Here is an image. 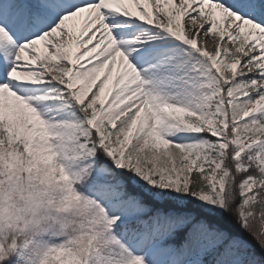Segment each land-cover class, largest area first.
<instances>
[{
    "label": "snow or ice",
    "instance_id": "1",
    "mask_svg": "<svg viewBox=\"0 0 264 264\" xmlns=\"http://www.w3.org/2000/svg\"><path fill=\"white\" fill-rule=\"evenodd\" d=\"M0 264H264V0H0Z\"/></svg>",
    "mask_w": 264,
    "mask_h": 264
}]
</instances>
